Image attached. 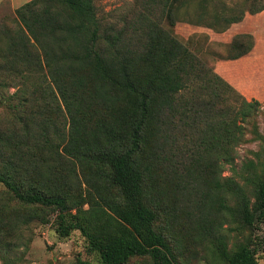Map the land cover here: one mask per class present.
I'll use <instances>...</instances> for the list:
<instances>
[{"label":"trees","instance_id":"16d2710c","mask_svg":"<svg viewBox=\"0 0 264 264\" xmlns=\"http://www.w3.org/2000/svg\"><path fill=\"white\" fill-rule=\"evenodd\" d=\"M96 1L29 0L0 25V95L15 88L10 121L0 127V184L10 195L0 194V237L11 234L18 247L31 220L52 209L55 232L80 230L101 264L134 256L177 264L170 227L187 220L193 238L215 240V256L250 264L256 249L229 250L221 232L231 227L222 222L252 210L264 216V170L245 163L252 207L244 183L221 173L236 157L238 120L259 101L247 100L172 29L177 21L239 22L247 0H131L110 16ZM248 4L255 13L264 0ZM252 42L238 34L220 57L237 58ZM101 142L110 146L102 160L112 197L92 195L101 189L88 173L91 147ZM81 188L89 207L71 214L85 200Z\"/></svg>","mask_w":264,"mask_h":264},{"label":"rangeland","instance_id":"374dc122","mask_svg":"<svg viewBox=\"0 0 264 264\" xmlns=\"http://www.w3.org/2000/svg\"><path fill=\"white\" fill-rule=\"evenodd\" d=\"M27 1L29 0H0V25L4 22H12L15 17L14 10ZM224 1L234 4L237 0ZM96 2L99 11L110 16L131 0H97ZM248 2L249 0L239 6L246 11L239 22L231 24L220 22L216 27L209 28L177 21L172 25V29L190 50L206 60L216 73L227 80L247 100L259 101L256 111L244 120H238L243 125V134L236 147V157L229 163H223L221 173L222 176L235 178L240 184L244 183L249 204L252 207L254 184L245 182L243 176L247 173L245 163L249 159L255 162L256 171L262 173L261 171L264 170V6L259 11L250 13L247 11L250 5ZM235 7L233 6V9ZM241 33L252 36L253 42L249 51L233 59L220 57L226 55L228 43ZM14 91L15 88L9 87L6 92H2L3 95H0V127L3 123L10 121L11 93ZM109 151L110 146L107 142L91 147L92 162L88 173L97 178V184L101 189V191L92 190L93 197L99 193L112 197V191L115 189L112 187L113 190L107 192L105 184L109 171L102 158ZM86 162H77L76 169L78 170L81 165L85 166L83 164ZM60 180L57 177L55 181L59 184ZM3 191H6V188L0 184L1 197L3 201H7L10 195ZM81 192L85 200L71 206V214L76 213L79 207L83 209L89 207V203H86L88 198L84 197L85 189L81 188ZM178 208L180 212V207ZM37 211L42 210L37 208ZM42 213L43 216L34 218L24 228L19 239L15 241L18 247L11 248V234L5 235L3 239L0 237V264H78V261L101 264L98 256L87 250V239L80 230L74 229L67 236H59L55 232L56 211L43 209ZM259 213L252 210L245 220L232 224L226 220L222 222L224 227H231V231L223 229L221 232L229 250L237 249L240 245L244 247L243 250L256 249L250 264H264V216ZM190 224L187 220L185 223L180 220L179 223L170 227L172 228L170 242L176 263L228 264V259L225 257L214 255L212 247L215 240L213 238L200 242L198 238L192 237ZM126 264L152 263L146 256H134Z\"/></svg>","mask_w":264,"mask_h":264}]
</instances>
